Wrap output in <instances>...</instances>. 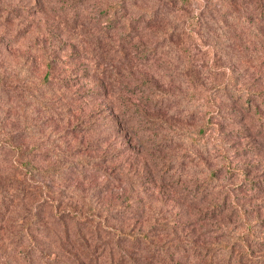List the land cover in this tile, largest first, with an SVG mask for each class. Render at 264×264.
Instances as JSON below:
<instances>
[{"label": "trees", "instance_id": "16d2710c", "mask_svg": "<svg viewBox=\"0 0 264 264\" xmlns=\"http://www.w3.org/2000/svg\"><path fill=\"white\" fill-rule=\"evenodd\" d=\"M90 1L95 15L88 13ZM96 1L0 0V264H264V232L238 212L239 197L254 185L233 164L223 133L242 119L257 123L246 114L262 98L256 86L264 84V0ZM48 13L57 28L72 19L83 32L78 46L93 87L86 93L72 92L75 77L55 75L65 60L52 44L36 42L35 57L10 60ZM211 42L213 57L208 49L198 56ZM209 60L231 67L206 68ZM84 97L96 99V114H104L92 121L76 114L79 105L72 103ZM123 124L140 131L144 146L152 140L183 150L177 163L167 161L175 166L172 178L178 180L183 164L194 165L198 175L207 170L201 183L181 189L190 205L209 199L197 221H188L217 216L208 240L199 241L193 226L184 230L179 217L153 214L151 201L137 206L125 199L113 207L101 196L128 174L105 145ZM95 127L93 159L105 179L96 206L81 189L94 167L82 144ZM70 142L76 143L69 148ZM215 160L220 165L212 167Z\"/></svg>", "mask_w": 264, "mask_h": 264}, {"label": "rangeland", "instance_id": "374dc122", "mask_svg": "<svg viewBox=\"0 0 264 264\" xmlns=\"http://www.w3.org/2000/svg\"><path fill=\"white\" fill-rule=\"evenodd\" d=\"M88 3H91L89 4L88 13L91 12L95 15L96 12L93 9V1ZM110 4L111 2L108 0L96 1V5L99 6ZM50 15L51 13L41 16L46 20L42 19L38 30H34V33L30 35L28 33L23 40H20L18 47L14 50V54L11 53L10 60L13 63H17L20 61L22 55L35 57L37 52L36 42H44L48 46L52 44L53 47L56 48V56L65 60L64 66L59 64L56 67L55 75L65 80L70 77H75L71 79V82L75 83L72 92L80 91V93H86L93 87L90 84L91 79L88 73L91 68L86 64V60L81 57L83 52L78 46L82 39L81 35L83 32L80 31L81 29L78 28V26L75 27L72 19H70L68 23L69 26L60 21V27L57 28L55 25L57 23L52 22ZM48 32L53 35L55 34V37H51L52 35L46 37L48 36ZM207 49L211 51L210 56L213 57L212 51L215 50L214 42L206 44L202 50H198L197 55L202 56L203 51H206ZM35 66V74L41 76L45 69L41 64L40 57L36 58ZM123 67L126 68L125 65ZM199 67V64L193 65V68ZM229 67H231L229 64L226 66L218 65L211 63V60H209V63L206 66V68H217L220 71H227L229 70ZM178 69L180 68L178 67ZM262 79L263 78L260 80L262 81ZM256 87L257 90L262 93V98H264V84ZM262 98L255 102L254 105L256 108L246 114L248 120L252 122L256 121L257 123L252 126L242 119L239 125L226 126L223 133L225 134L224 141L229 145L226 144L227 148L232 147L230 148V152H234L233 155H235L233 164L236 165L239 170L247 172V178L249 181L253 182L254 185H251V187H253L252 190L239 197L238 205H241V207L238 209V212H242L243 217H245V222L249 223L250 220H257L258 222L255 225V229L264 232V128L263 132L258 130L255 131L254 128V126L258 124L264 127V99ZM102 102L106 104L105 99H102ZM83 103L84 110L81 112ZM86 103L88 105H86ZM72 104L75 106L79 105L80 110L76 111V114L82 113L80 114V117L87 121L95 120L96 115L101 116L104 114L103 111L96 114V99L94 102V100L90 101L88 98L84 97L82 102H73ZM121 128L122 132L114 133L112 139L105 141V145L109 146L110 152L117 154L116 163L123 162L125 170H128V174L125 178L113 180L111 184L113 186L112 189L109 190L107 194L101 196L106 197L109 204H112L113 207L120 202L124 203L125 199H133L134 204L137 206H141L140 202L142 201H151L153 214H163L169 218L179 217L180 225L183 226L184 230H186L185 227L191 228L193 226L195 233L198 235L199 241L202 242L208 240L207 238H210V235L213 233L211 227L214 225L213 223L217 221V216H210L208 214L209 216L206 218L205 222L198 221L192 225L188 221H197L195 220L197 211L208 207L209 199L205 198L203 201L204 203L199 206L190 205L191 202L188 198H183V190L181 189L182 185L183 187L186 186V191L189 187L192 188L193 184H195V180L201 183L200 181L206 175L207 170H204V174L201 175L200 173L198 175L196 174L198 169H196L194 165L190 167V163L183 164L179 169H176V172L178 173V180H176V178L174 179L169 175L170 171L175 169V166L173 167L172 164H168L167 161L171 158V161L174 160L175 163H177L180 160V157H182L181 153L183 150H181V152H174L175 150L156 146L152 140H149L147 145L150 144L153 146H144L138 137V132L140 131H133L130 127L126 126V124H123ZM91 130V134L86 136L87 138L84 139V144L82 145L85 147L83 153L92 158L91 161L94 167L92 169L91 167L88 168L85 179H81L83 180L81 189L83 190L84 198L87 199L86 202L90 203L91 199L92 203L96 206V191H99L97 188L103 186L102 184L105 179L101 176V172L96 173V164L93 157L97 156L96 137L98 136H96V127L91 128ZM237 131H240L238 137H236L235 133ZM107 132H109V130ZM153 136L157 138L156 134ZM81 137V134L76 135V141ZM75 143L76 142H70V145H68L69 148L73 147ZM34 147L35 146H33V148ZM34 150L37 157H39V150H36V148H34L33 151ZM176 154H178V158L173 159V156ZM210 164H212V167L220 165L218 160H215ZM97 167L103 171L106 169L105 165H97ZM108 169L111 170V168ZM192 172H195L197 176L192 175ZM229 183H233V180H229ZM247 185L250 186L249 184ZM70 195L74 196L72 193H70ZM203 196L205 195L202 194L201 198ZM234 211L235 209H233V212ZM211 213L215 215L213 211ZM237 221V225H241V227L245 226L242 220Z\"/></svg>", "mask_w": 264, "mask_h": 264}]
</instances>
